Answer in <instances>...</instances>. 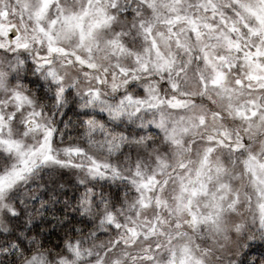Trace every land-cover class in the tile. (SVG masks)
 I'll return each mask as SVG.
<instances>
[{
    "label": "snow or ice",
    "instance_id": "6c2138e0",
    "mask_svg": "<svg viewBox=\"0 0 264 264\" xmlns=\"http://www.w3.org/2000/svg\"><path fill=\"white\" fill-rule=\"evenodd\" d=\"M133 2L135 7L126 0L123 5L122 0H71V3L14 0V6H9L7 0H0V52L17 55L18 66L22 63L20 57L26 59L31 54L33 61L28 67L41 74L58 108L75 93L85 115L87 110L102 106L117 120L159 109L164 103L159 81L165 76L173 93L168 99L169 106L184 107L187 101L176 98L177 84L173 77L178 78L191 68L194 59L213 73V85L223 84L231 73H236L242 75L235 81L238 87L249 93L264 92V0ZM133 34L143 41L146 53V60L137 57V73L144 77L138 92L132 91L136 87L133 81H141V75L119 65L112 71L101 70L95 62L96 53L102 49L110 51L113 58L131 52L127 37ZM66 41L73 42L72 46H66ZM178 53H183V64L179 67ZM69 74L83 76L90 86L81 90L79 79L67 86ZM13 82L14 78L8 81L9 87ZM106 88L119 97L118 104L104 96ZM122 88L127 93L121 92ZM42 93L47 94L43 86ZM46 112L51 116L50 111L37 104L32 93L19 86L0 101V210L6 216L16 217L18 205L12 201L18 186L38 168L55 165L84 168L100 180L123 176L134 198H126L121 208L110 201L98 205L102 209L99 219L118 237L113 241L117 248L137 249L135 259L140 264H162V250L167 264H202L193 249L194 233L203 226L218 228L223 216L235 212L242 199L258 225V234L264 238V178L257 174V169H264V157L249 154L239 162L249 180L241 189L223 182L227 169L210 159L216 145L243 154L247 141L238 133L222 128L210 136L208 153L201 158L197 169L190 170L183 163L175 171L168 169L177 182L170 203L169 180L146 174L139 164L133 171L122 174L110 164L97 161L74 142H65L59 129L45 118ZM235 117L238 121L264 120V96H250L243 104H237ZM85 123L95 131V121ZM151 124L165 129L167 120L162 115ZM247 126L251 128L252 124ZM188 130L187 126L173 129L168 138L178 143L175 137ZM121 147L120 141L111 144L115 151ZM60 153L63 158H58ZM162 167L168 166L162 164ZM94 200L89 189L80 200L83 211H89ZM14 239L23 247L19 238ZM249 239L254 241L255 235ZM62 243L69 248L75 244V254L80 255L78 241L66 239Z\"/></svg>",
    "mask_w": 264,
    "mask_h": 264
},
{
    "label": "clouds",
    "instance_id": "9594fccd",
    "mask_svg": "<svg viewBox=\"0 0 264 264\" xmlns=\"http://www.w3.org/2000/svg\"><path fill=\"white\" fill-rule=\"evenodd\" d=\"M126 2L136 6L133 0ZM7 3L14 6V0H7ZM123 4L125 0H122ZM72 43L66 41L65 45L71 47ZM127 44L131 46V52L113 58L110 51L102 49L96 53L95 62L101 70L107 68L112 71L115 65H119L128 72L141 75V81H133L136 87L132 91L138 92L144 77L142 73H137V57L146 60V53L143 41L135 34L127 37ZM19 59L22 63L18 66L17 55L11 51L7 54L0 52V76L3 77L0 101L6 99L7 93L17 86L32 93L37 104L51 112V116L46 112L45 118L59 129L66 138L65 142H74L89 156L110 164L122 174L133 171L139 164L146 174L160 175L162 181L169 180L167 194L170 203L177 190V182L168 169L175 171L181 163L190 170L197 169L201 158L208 153V138L222 128L238 133L243 141H247L243 154L215 146L210 159L213 163L220 162L227 169L223 182L231 183L236 189L248 185V177L239 162L249 154L264 157V120L238 121L235 117L237 104H243L250 96H264V92L249 93L238 87L235 81L242 75L231 73L223 84L213 85V73L194 59L191 68L178 78L173 77L177 84L176 98L187 101L184 107L174 109L169 106L168 99L173 93L165 76L159 81L162 85L160 96L164 100L159 109L117 120L102 106L87 110L85 115L75 93L58 108L41 74L28 67L33 61L32 55ZM181 64L183 53H178L177 67ZM100 74L103 75V71ZM69 75L67 86L70 87L71 81L77 79L82 81L79 84L81 90L90 86L83 76ZM13 78L14 82L9 87L8 81ZM42 86L46 95L42 93ZM120 91L127 93L128 90L122 88ZM104 96L113 104L119 103V97L110 88L104 90ZM162 115L167 120V127H153L151 122L158 121ZM88 120L96 122L94 132L86 125ZM249 123L251 128L247 126ZM184 126L188 127V132L176 136L179 142L174 144L169 135L173 129ZM115 141L122 144L118 151L111 148ZM58 158H63L62 153ZM162 164L168 167L164 168ZM257 174L264 178V169H257ZM89 189L95 200L85 212L80 200ZM126 198L134 197L123 176L115 180H100L90 176L84 168H60L55 165L38 168L16 189L12 201L13 205H18L16 217L6 216L0 210V264H140L135 259L137 249L117 248L113 241L118 237L99 219L102 209L98 205L110 201L121 208ZM253 235L254 241L249 239ZM14 238H19L23 247ZM66 239L79 242V256L75 254V244L69 248L62 243ZM193 249L202 264H264V238L258 234V225L254 223L243 199L235 212H227L223 216L218 228L203 226L194 233ZM160 256L162 264H167L164 250Z\"/></svg>",
    "mask_w": 264,
    "mask_h": 264
}]
</instances>
